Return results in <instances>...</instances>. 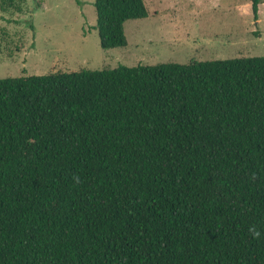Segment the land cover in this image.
<instances>
[{
	"label": "trees",
	"instance_id": "trees-1",
	"mask_svg": "<svg viewBox=\"0 0 264 264\" xmlns=\"http://www.w3.org/2000/svg\"><path fill=\"white\" fill-rule=\"evenodd\" d=\"M0 264H264V56L0 79Z\"/></svg>",
	"mask_w": 264,
	"mask_h": 264
},
{
	"label": "rangeland",
	"instance_id": "rangeland-1",
	"mask_svg": "<svg viewBox=\"0 0 264 264\" xmlns=\"http://www.w3.org/2000/svg\"><path fill=\"white\" fill-rule=\"evenodd\" d=\"M150 16L125 24L128 45L104 49L96 0H28L0 9V79L119 66L264 56V0H145Z\"/></svg>",
	"mask_w": 264,
	"mask_h": 264
},
{
	"label": "crops",
	"instance_id": "crops-1",
	"mask_svg": "<svg viewBox=\"0 0 264 264\" xmlns=\"http://www.w3.org/2000/svg\"><path fill=\"white\" fill-rule=\"evenodd\" d=\"M261 6H262V4H261ZM261 6H260V10H261Z\"/></svg>",
	"mask_w": 264,
	"mask_h": 264
}]
</instances>
